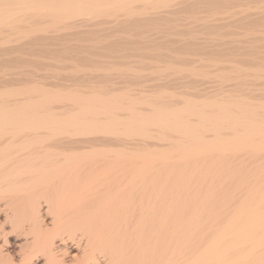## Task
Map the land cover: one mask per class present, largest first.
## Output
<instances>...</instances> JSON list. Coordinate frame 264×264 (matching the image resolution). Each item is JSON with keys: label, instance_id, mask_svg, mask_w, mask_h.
<instances>
[{"label": "bare ground", "instance_id": "obj_1", "mask_svg": "<svg viewBox=\"0 0 264 264\" xmlns=\"http://www.w3.org/2000/svg\"><path fill=\"white\" fill-rule=\"evenodd\" d=\"M227 36L234 39L226 42ZM139 38H147L145 44L150 38L149 45L155 46L141 47L145 45L141 41L139 48L145 53L147 47L152 55L157 49L161 57L175 54L171 59L183 54L235 58L252 47L255 51L261 48V53L256 52L259 57L247 59L251 68L263 70L260 59H264V43L259 46L257 42H264V0H0V67L20 69L0 75V91H16L0 99V264H264V173L258 182H250L249 175V183L238 185L239 178L247 180L243 176L247 174L236 169L238 173L232 177L238 178L235 185H225L226 181L217 185L221 176L209 189V182L202 185L203 198H177L183 193L167 190L168 182L159 183L156 166H145L153 144L126 134L135 122L141 126L139 131L178 132L160 137L169 141V146L182 147L188 155L193 156L195 149L199 154L219 151L214 154L224 156L243 149L260 154L258 149L264 148V112H257L258 105L240 103L242 99H235L236 94L221 98L204 94L202 100L213 103L214 108L220 106L219 113L217 109L215 113L204 110L200 115L194 110L185 113L171 102L175 107L165 105L167 112L132 106L124 116L107 106L105 112L111 114L106 116L99 106L119 97L113 99L103 92L82 94L81 85L97 87L96 79L88 76L92 79L84 81L82 77L84 82H76L77 78H71L74 84L69 83L79 85L77 95L83 96L73 99L85 102V108L77 111L68 103L48 111L39 109L45 101H36L42 97L36 95L34 99L29 89L63 87L69 79L53 75L55 80L48 82L42 74L29 76L28 69L23 68L32 58L113 55L111 51L123 42L130 45L128 41ZM244 41H249V47L242 44ZM136 43L138 48L140 41ZM136 43H131V50ZM128 45L127 52L131 51ZM141 52L140 56L148 58ZM106 58L109 62V56ZM206 59L201 60L204 63ZM115 82L123 85L122 80ZM125 99L127 104L136 97L129 94ZM120 101L117 104H122ZM196 115L198 123L193 118ZM207 131L215 134L208 136ZM149 138L158 135L153 132ZM202 186L195 190L198 194L203 193Z\"/></svg>", "mask_w": 264, "mask_h": 264}, {"label": "rangeland", "instance_id": "obj_2", "mask_svg": "<svg viewBox=\"0 0 264 264\" xmlns=\"http://www.w3.org/2000/svg\"><path fill=\"white\" fill-rule=\"evenodd\" d=\"M202 15H206V14L203 13ZM223 31L227 32L225 29ZM231 38H233V37L227 36V37H224V40L225 41L228 40V42H231ZM142 39L144 40V38H142ZM142 39L141 38L137 39L138 42L140 41V43H138V45H139L138 48H136V46H137L136 42L137 41L135 39H134L135 41L132 40V42H131L132 44L134 42L136 43V44L133 45V49L132 50L129 47V46L132 47V45H131L130 41H128V43L130 45H128V44H126V45H128V47L131 50V51H128V52L125 49V46H126L125 43H127V42L126 41L123 42L120 46L122 47V45L124 44V47H123L124 52H123L122 49H121L122 52L120 51V48H121L120 46H119V48H116L119 51L116 50V49H114L115 51H111V52H114V54L116 56L118 55L117 57L115 56V58H114V54L113 53H112L113 55L108 53V55L105 54L104 56H103V53L102 54L101 53L98 54L99 56H102V57H99L97 55V53H95L96 57H94L95 55H93V54H85V55L83 54V55H80L77 58L75 57V59L74 58L72 59L70 57L72 60H75V62H73L72 60H67V58H69V57H65L64 58L65 60H64L63 59L64 56L63 57L61 56L62 59H60V57H59V59H58V57H56L54 59L46 57L45 58L46 60H43L44 58H42V60L40 58H32L30 63L26 64L27 66H29V65H31V66H29V67L24 66V68H23V69L26 68L24 71H26L28 69L27 70L28 72L27 71L26 72H27V74L29 76L36 75L34 77H38V76L39 77H41V76L42 77H46L47 78L46 80L48 82H53L55 80L56 76L57 77L58 76L59 77L63 76L65 78L68 77L67 79H69V80H67L68 83L66 82L69 85L68 88L65 87V86H68L67 84H63V85H65V86H63L65 88H63L62 85H61V86H52V87L51 86H47L48 88L45 87V88H43L44 90H42V91H39L41 89H29V90H31V92H33L31 94L33 96L35 95L34 99L37 96L38 97H40V96L42 97L40 99L38 98L39 100H37V98H36V101H40V100L42 101V99H43V101H45V102L42 101L43 102L42 106L38 105L39 109L48 111V108H50V107L51 108H54L55 106L56 107L57 106L61 107L62 105L63 106H64V104L68 105V103H69V106L71 105L76 110L77 109L80 110V108H82V106L84 107V105H82V104L85 103V102L83 103L82 100L79 101L81 99V96H83V95H81L80 93H78V94H80L81 96L77 95V92H79V90H81L80 92L82 94L83 93L85 94V92L87 94H89V91H90L91 92L90 94H93V93L95 95L96 94H98V95L107 94V95L114 96V97H112L113 99H118L117 97H119L118 100H114L112 102H108L107 105L102 104V106H99L100 105L99 104L97 106H99L100 109H102L104 112H105V110L108 109L107 106H110L112 108L111 111H113V108H114L113 112H115V113L117 112V114L119 113L120 116H124V113L125 114L126 113H130L131 110H132L131 109L132 106L133 107H137L138 106L139 108H142V109L145 108L144 110L150 109L151 111L154 109L156 111V113L157 112H162V111L167 112L165 110V109H167L166 106L167 105L170 106V105H172V103H174L173 105H176V107L178 106L179 108H181V111H185V113H187L186 111L189 112V110H192V111L194 110L195 113L200 115L204 110H206V111L209 110L208 112L215 113L216 109H217V113H219L220 112V109H219L220 106L218 107V105H215V108H214V104L212 102H211L212 104L209 105L210 103H206V101L202 100L206 94H207L206 95L207 97H209V94H210V97L217 96V97H220V98L221 97H226V96H228V97L232 96L233 97L234 94H236L234 96V98L235 99L238 98L239 100L242 99V100H240V103H241V101L242 102L245 101L244 104H247V103L254 104L255 103L254 105H258V107H256L257 112L260 113V114H263V112H264V108H263L264 107V99H263L264 98V69L263 70H259V71L254 70L253 68H251V65H252L251 62L249 63L250 60L253 61V59L255 58L256 55L258 57L260 56V53L262 51L260 52L259 50H262L261 48H259V50L257 49V51L260 52V53H256L257 52V51H255L256 48L255 49L253 47L251 49L249 48L250 51H247L248 53L245 52L242 55V57H240V55H239V57L235 56L236 59L234 58V56L232 58L231 56H229V57H227V56L223 57L222 56L221 57V55H217V56H215V55H209V56L208 55H204L203 56V55H190V54L189 55L187 54L190 57H188L186 54H183L185 56L181 55L180 57H176L175 58V56H176L175 54H165L166 56L163 54L166 58H168V59H166V61H168V62L165 63L166 62L165 61V57L164 56L161 57L162 54L160 52L157 53V51H158L157 49H155V50H154V48L152 49L154 51L157 50L156 53L153 51V55L151 54V49H149L148 51H150V55L152 57L149 56V52L146 49H148V47H150L153 44V43L152 44L150 43L151 45H149V43H148L149 41L152 42V40L150 38H148V41H147L148 44L147 43L145 44V40H147V38L144 41ZM141 41H142V43L145 44L144 46L141 45L142 44ZM254 42H255L256 46H257V43L259 44V46H261L260 44L264 43L263 41H261L260 43H259V41L257 43H256V41H254ZM248 43H249V41L242 42V44H246L249 47L250 43L249 44ZM140 45H141V47H144V48H145V46L149 45L145 49L146 53L144 52V50L142 48H139ZM151 47H155V46L152 45ZM135 48L137 49V51H135ZM139 49H142L141 51H143L148 58H146L144 56V54H142L141 56H143V57L141 59V56H140V52L141 51H139ZM133 50H134L135 53H133ZM252 51H255V53H253ZM119 52H121V54ZM131 52L133 53V56L138 53L139 56L138 55L137 56L140 59L138 57L136 58L135 57L136 55L133 57ZM143 52H141V53H143ZM125 53L126 54L128 53V54L126 55ZM129 53L131 54L132 57L129 56ZM147 53H148V55H147ZM154 53H155L156 56L154 55ZM248 54H250L249 57H248ZM167 55H169V56H167ZM171 55H175V56H173L174 58L172 57V59H171V57H170ZM253 55H255V56H253ZM105 56L106 57L109 56V59H110L109 62H108V59ZM125 56H127V57L129 56L131 58H127ZM186 56H187V58H186ZM160 58H162V59H160ZM163 58H164V60H163ZM178 58H180V59H178ZM208 58L209 59L213 58V60H209ZM221 58H223V59L221 60ZM247 58H249L250 60L247 59ZM84 59H85V62H84ZM201 59H206V60H204V63H203V61ZM218 59L222 63L218 62L219 61ZM80 60H81V62H80ZM105 60H106V62H105ZM234 60H236V61H234ZM238 60L240 62H237ZM212 61H215L217 66H214L215 62H212ZM229 61L232 62V63H230L231 65L227 64V63H229ZM260 61L262 63H264V59L263 58H262V60L260 59ZM181 62H183L184 64H182ZM217 62L219 63V65L217 64ZM169 63H171V64H169ZM193 63H195V64H193ZM211 63H213V65ZM240 63H241V65H240ZM247 63H249V64H247ZM179 64L183 65V66L181 67V66H179ZM192 64H193V66H192ZM199 64H202L203 66L199 65ZM248 65H249V68H251V69L248 68ZM190 66L192 67V70H191ZM240 66L242 67V70L239 69V68H241ZM13 67H15V68H13ZM198 68L199 69L201 68V70H199ZM0 69H2V70H0V75H2L4 73H7L8 71H9L8 73L13 72L14 69H15V71L16 70L17 71L20 70L19 68L17 69L16 66H10L9 68H7L8 70H5L4 67H0ZM237 69H239V70H237ZM248 69H249V71H248ZM242 72H244V73H242ZM245 72H247L248 74L247 73L245 74ZM29 73H32V75L29 74ZM249 73H251V74H249ZM259 73H260V75H259ZM53 75H56V76H54V78H53ZM241 75H244L243 78H242ZM249 75H250V77H249ZM88 76H90V77L92 76V78L96 79V82H98V84H96L97 87H95V86L91 87V85L88 84L87 86L85 85V88L88 87V88L85 89L84 85H81V89L78 90L76 88H80L79 85H76V87L72 86L74 84L72 82L74 80V78H77V81L75 80L76 82H78V81L79 82L80 81L84 82V81H86L89 78ZM258 76H261V78H258ZM82 77L84 78L83 79L84 81L82 80ZM239 77H241V81L239 80L240 79ZM71 78H73V80H71ZM92 78H89V79H92ZM259 79H260V81H259ZM121 80H122V83L124 82V80H127V81H125L127 83V86L126 85L124 86V84H126V83H123V85L116 84L115 81H117V83H119V82L121 83ZM235 80L237 81V83H235L236 82ZM248 80H250V81H248ZM105 81L107 83H109V81H110V83L106 85ZM177 81H179V82L177 83ZM69 83H71L72 85H70ZM113 83L116 84V87H115V84H113ZM160 83H161V85H160ZM175 83H176V85H175ZM249 83H250V85H249ZM234 84L238 88H236ZM238 84H239V86L242 84L241 87H239ZM99 85L102 86V87H100ZM64 89H66V90H64ZM11 90H9V91H6V90L0 91V99L3 98V96H5V95L10 94L9 92H16L14 90H12V91ZM34 90L35 91L38 90V91L35 92ZM62 90H64V91H62ZM92 90H94L95 92H93ZM28 91L26 92L24 90L23 91L21 90V92H25L27 94L30 93V91L29 92ZM68 91H70L71 93L70 92L68 93ZM129 91H130V93H129ZM5 92H7V94ZM102 92H103V94H102ZM109 92H111V94H109ZM126 92L129 93V94L134 95V97H136V99H135L136 101L132 100V102L130 101V102H127V104H126V102L124 100H126L125 98H127L129 96V94H127ZM151 93H153L152 97H151L152 99L149 97V96H151L150 95ZM144 94L145 95L148 94L147 95L148 99L145 98ZM68 95L69 96L71 95V97H70L71 99H67L66 98V97L69 98ZM43 96L49 98V99H47L49 101L47 102V100L44 99L45 97H43ZM75 97H76V99L77 98L79 99L77 102L73 99ZM243 97H244V99H243ZM248 97H250V98H248ZM251 97H253V98H251ZM123 98H124V100H123ZM145 99H146V101L148 103L145 101ZM69 100H70V102H69ZM120 100L122 101V104H117ZM148 100L150 101V105H149V101ZM237 100H235V101L238 102ZM71 101L76 102L78 105L76 103H74V102H71ZM121 101H120V103H121ZM235 101H231V102H235ZM139 102H141V104H139ZM144 102H146V103H144ZM160 102H161V104H163L162 106H160ZM168 102H170V103L172 102V103L168 104ZM258 102H259V104H258ZM113 103L114 104L116 103L117 106L115 104V106L113 107V105H114ZM192 103H195V104H192ZM203 104H204V106H203ZM76 105H77V107L78 106L79 107L77 108ZM86 105L88 106V103ZM192 105H194V106H192ZM105 106H106V109H103V108H105ZM173 107H175V106H173ZM211 107H213V108H211ZM97 109H99V108H97ZM100 109H99V113L101 111ZM101 114L102 115H99V116H103V112ZM106 114L107 113L105 112V115ZM110 114H107V115L109 116ZM90 115L91 114H89V116ZM198 117L199 116H197V115H196V117L193 116V118H195V122L196 123H198L197 122L198 121ZM134 123H132L131 126L128 127V128H132V129L129 130L127 128L128 131L125 129L128 132L126 134L128 135L130 133L131 136H134L136 138L137 137L138 138L139 137H143V138L147 139L149 142H151L153 144L152 147L150 149H148L149 150V152H148L149 155H147V160L145 162V166H146V168H147V166H150V165H155L156 166L155 170L157 172L159 171L158 173H160L159 174L160 178H158V179H160L159 183L161 182V184L162 183L166 184L168 182L167 185H166L167 186V188H166L167 190H171L172 189V190L177 191V192L180 191L179 192L180 194L183 193L181 196H179V194L176 195L177 198L178 197L179 198L186 197L187 200H190L189 198L192 197L193 199H199L200 195H201V197L205 195L204 194L205 192L203 190V186L202 185H205V184L207 185L208 182H209V184L207 185V187L208 186L211 187V185H213L214 183L216 185L218 177L221 179V176H222V179L221 180L219 179L220 181H218V182H220V183L217 182L218 183L217 185L223 184V183H221V181H226V182H224L225 185H226V183L227 184L229 183L231 185V182L233 183V185H235L234 182H237L238 178L237 179H232V177L235 176L238 173L236 169L239 170L241 168L243 170H241V169L240 170L242 172H244L245 174H247V175H243L242 172L240 173V175L242 174L243 176H246L247 180H243V177L241 175L242 178L241 179L239 178V181L237 182L238 185H240L243 181H245L246 183L247 182L249 183V181L251 182L252 180H253V182H258V181H260L258 179V176H261L264 173V172H261V171H264V169H263L264 168L263 167L264 166V161H263L264 160V150H262L264 148L258 149V150H260V154H259V152H255L254 153L250 149L239 150V152L237 151L236 155H233L235 153H231V152L229 153L228 152L229 154L228 155L226 154L227 156L225 155L226 158H224L225 156L223 154H221V152L216 154V155L214 154V153H217L219 151L211 152V153L209 152L207 154H199L201 152H199L198 149L197 150L195 149L194 152H193V156H194L193 157L192 155H188V153H186V150L184 151L182 149V147H175L177 145L169 146V144H168L169 141H167L166 139L164 140V139H162L160 137V135H162L164 133L167 134V135H174V133H175V135H176V133H178V132H173L171 130H168L167 132L163 131V130L162 131L161 130L160 131L156 130V131H153L155 133V136L158 135V138H161L162 140L158 139V138H156V139L153 138L152 139V138H149L150 135H152V133H153L152 130L145 131V129H143V130L141 129V131H139L140 130L139 127H141V126L138 125L139 126L138 127ZM160 126H165V124L160 125ZM170 126H173V125L171 124ZM150 127H152L153 129L154 128H159L158 125H153V126L151 125ZM123 129H124V127H123ZM135 129H137V131ZM227 131H229V130H227ZM205 133L208 136L209 135L213 136L215 134L214 131H207ZM244 151H246V152H244ZM195 154H197V155H195ZM212 155L213 156L215 155V157H217V155H219L220 157L223 155L224 157H222V158L219 157L218 159H220V160H216L217 158H214ZM231 156H234V158L231 157ZM235 156H237V157H235ZM215 162H216V164H215ZM233 162H234L235 165L232 164ZM207 163H209V164H207ZM243 164L245 166L248 165L246 167L247 168L249 167L248 168L249 170H247V168H245V166ZM213 166H214V168H213ZM181 168H183V169H181ZM205 171H206L207 174L205 173ZM223 172H224V174H222ZM254 173L256 175V178L254 176ZM178 175L180 176V178H179ZM207 175H208V177H207ZM228 175H229L230 178L228 177ZM249 175L251 177L254 176L253 177L254 179L249 177ZM211 176H214V177H211ZM239 176H237V177H239ZM248 177H249V181H248ZM214 178H217V179H214ZM244 179H246V178L244 177ZM254 180H256V181H254ZM186 183H187V185H186ZM177 185L179 187H174V186H177ZM197 185H199V186H197ZM166 186L164 185L163 187H166ZM195 186H196V188H195ZM200 186H202L201 187L202 188L201 190L203 191L202 194L201 193L198 194L197 193L198 191L197 192L195 191ZM163 187H161V189ZM204 188H205V186H204ZM181 189H182L183 192H181ZM184 189H186V190H184ZM199 189L200 188H198L197 190H199ZM207 189H209V187ZM190 191L192 193L194 192L195 194H192ZM187 194H188V196H187ZM186 198H184V199H186Z\"/></svg>", "mask_w": 264, "mask_h": 264}]
</instances>
